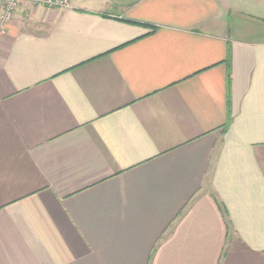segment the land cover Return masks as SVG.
<instances>
[{
    "label": "crops",
    "instance_id": "1",
    "mask_svg": "<svg viewBox=\"0 0 264 264\" xmlns=\"http://www.w3.org/2000/svg\"><path fill=\"white\" fill-rule=\"evenodd\" d=\"M0 264H264V0L17 11Z\"/></svg>",
    "mask_w": 264,
    "mask_h": 264
},
{
    "label": "built area",
    "instance_id": "2",
    "mask_svg": "<svg viewBox=\"0 0 264 264\" xmlns=\"http://www.w3.org/2000/svg\"><path fill=\"white\" fill-rule=\"evenodd\" d=\"M83 0H0V40L5 35L8 24L25 4L32 6L72 7Z\"/></svg>",
    "mask_w": 264,
    "mask_h": 264
}]
</instances>
